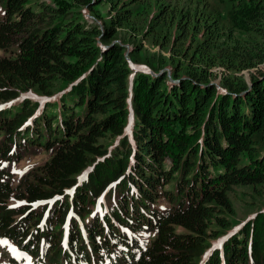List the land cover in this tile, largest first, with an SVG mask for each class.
<instances>
[{"label": "trees", "instance_id": "16d2710c", "mask_svg": "<svg viewBox=\"0 0 264 264\" xmlns=\"http://www.w3.org/2000/svg\"><path fill=\"white\" fill-rule=\"evenodd\" d=\"M262 65L264 0H0L11 263L264 264Z\"/></svg>", "mask_w": 264, "mask_h": 264}, {"label": "rangeland", "instance_id": "374dc122", "mask_svg": "<svg viewBox=\"0 0 264 264\" xmlns=\"http://www.w3.org/2000/svg\"><path fill=\"white\" fill-rule=\"evenodd\" d=\"M48 1V0H46ZM153 3L154 0H147V2ZM168 2H178L179 4L183 3L184 0H165ZM150 11H154V8H150ZM85 12V11H84ZM87 13H85L86 15ZM85 17H89L86 15ZM90 21V20H89ZM144 47L147 52H159L164 56L167 55L165 51H160L158 46H152L147 41L143 40ZM261 69L264 71V65L261 66ZM247 75V72L244 73ZM217 83L218 80L213 81ZM40 98V97H39ZM48 158V154L42 150L29 154L24 157L20 162L12 165L10 170L13 174V184H17L18 178L30 171L32 168L37 167L43 164ZM262 188V194H256L251 187L240 186L236 187L234 193L231 194L233 200V205L235 208L236 214L233 217V227L236 228L242 224L243 221L249 219L253 214L260 210L264 209V185L258 187ZM1 246V245H0ZM10 257V252L6 249L4 252L0 249V264H6V261Z\"/></svg>", "mask_w": 264, "mask_h": 264}]
</instances>
